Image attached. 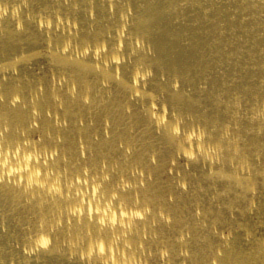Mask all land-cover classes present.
Returning a JSON list of instances; mask_svg holds the SVG:
<instances>
[{"label": "bare ground", "instance_id": "1", "mask_svg": "<svg viewBox=\"0 0 264 264\" xmlns=\"http://www.w3.org/2000/svg\"><path fill=\"white\" fill-rule=\"evenodd\" d=\"M0 264H264V0H0Z\"/></svg>", "mask_w": 264, "mask_h": 264}]
</instances>
